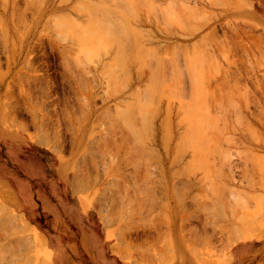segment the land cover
<instances>
[{"label":"rangeland","instance_id":"rangeland-1","mask_svg":"<svg viewBox=\"0 0 264 264\" xmlns=\"http://www.w3.org/2000/svg\"><path fill=\"white\" fill-rule=\"evenodd\" d=\"M0 264H264V0H0Z\"/></svg>","mask_w":264,"mask_h":264},{"label":"bare ground","instance_id":"bare-ground-1","mask_svg":"<svg viewBox=\"0 0 264 264\" xmlns=\"http://www.w3.org/2000/svg\"><path fill=\"white\" fill-rule=\"evenodd\" d=\"M97 7V6H96ZM132 7V6H131ZM98 8V7H97ZM130 8V7H129ZM78 9V8H77ZM95 9V8H94ZM96 10H98V9H96ZM133 11V10H132ZM135 11V10H134ZM112 13V12H111ZM114 14V13H113ZM101 15V14H100ZM106 16V15H105ZM99 18V17H98ZM101 18V17H100ZM114 19V18H113ZM117 19V18H116ZM106 21V20H105ZM113 21H115V20H113ZM97 22V21H96ZM103 22V21H102ZM68 25H70V24H68ZM62 26V25H61ZM118 26V25H117ZM101 27V26H100ZM99 27V28H100ZM125 28V27H124ZM79 29H81V28H79ZM116 29V28H115ZM118 29H120L121 30V27H118ZM117 29V30H118ZM115 31V30H114ZM5 32V31H4ZM93 32V31H92ZM82 33V32H81ZM95 33V32H94ZM113 33V32H112ZM115 33V32H114ZM77 34H78V32H77ZM111 34V33H110ZM138 34V33H137ZM101 35V34H100ZM113 35V34H112ZM116 35V34H115ZM93 36V35H92ZM107 36H108V34H107ZM111 37V36H110ZM138 37V36H137ZM109 38V37H108ZM124 42V41H123ZM121 43V42H120ZM90 44V43H89ZM122 44V43H121ZM122 48V47H121ZM134 48V47H133ZM177 48V47H176ZM136 49V48H135ZM123 50V49H122ZM174 51V50H173ZM128 52V51H127ZM126 52V53H127ZM135 53V52H134ZM127 56V55H126ZM151 56V55H150ZM88 57V56H87ZM130 57V56H129ZM153 57V56H152ZM124 59V58H123ZM126 60V59H125ZM132 61V60H131ZM152 61V60H151ZM154 61V60H153ZM156 61H158V60H156ZM155 61V62H156ZM129 62V61H128ZM159 65V64H158ZM118 66V65H117ZM181 70V69H180ZM127 72V71H126ZM169 74V73H168ZM182 74V73H181ZM212 74V73H211ZM188 75H189V73H188ZM196 76H198V75H196ZM207 76V75H206ZM173 77V76H172ZM157 78V77H156ZM181 78V77H180ZM178 79V78H177ZM176 80V79H175ZM174 81V80H173ZM176 82V81H175ZM190 82V81H189ZM195 83V82H194ZM191 84V83H190ZM228 84V83H227ZM220 87V86H219ZM218 88V87H217ZM221 90V89H220ZM190 107V106H189ZM190 109V108H189ZM131 111V110H130ZM191 111V110H190ZM31 112V111H30ZM128 112V111H127ZM132 112V111H131ZM126 113V112H125ZM134 113V112H133ZM235 114H237V113H235ZM128 115V114H127ZM135 115V114H134ZM200 116V115H199ZM16 117V116H15ZM198 117V116H197ZM196 117V118H197ZM132 118V117H131ZM194 120V119H193ZM242 120H244V119H242ZM127 122V121H126ZM129 123V122H128ZM127 123V124H128ZM130 124V123H129ZM236 124V123H235ZM115 125V124H114ZM115 126H118V125H115ZM135 126V125H134ZM217 126V125H216ZM210 127V126H209ZM122 128H123V126H122ZM253 129V128H252ZM251 129V130H252ZM42 131V130H41ZM126 131V130H125ZM142 131H143V129H142ZM172 131V130H171ZM181 131V130H180ZM212 131V130H211ZM217 131V130H216ZM137 132V131H136ZM208 132V131H207ZM120 133V132H119ZM190 133V132H189ZM196 133V132H195ZM139 134V133H138ZM142 135H143V133H141ZM197 134V133H196ZM47 135V134H46ZM132 135V134H131ZM130 135V136H131ZM190 135V134H189ZM200 135V134H199ZM119 137V136H118ZM194 137V136H193ZM204 137V136H203ZM129 138V137H128ZM135 138H136V135H135ZM190 139V138H189ZM134 140V139H133ZM137 141V140H136ZM139 141V140H138ZM208 141V140H207ZM133 142V141H132ZM108 143V142H107ZM134 143V142H133ZM137 143V142H136ZM187 143H188V141H187ZM190 143V142H189ZM119 144V143H118ZM139 144V143H138ZM205 145H206V141H205V143H204ZM107 145V144H106ZM140 145H141V143H140ZM189 145V144H188ZM117 146V145H116ZM119 146V145H118ZM120 147V146H119ZM135 147H137V146H135ZM59 148V147H58ZM124 148V147H123ZM137 149V148H136ZM136 149H133V151L134 150H136ZM137 150H139V149H137ZM130 151V150H129ZM140 151V150H139ZM138 151V152H139ZM167 151V150H166ZM202 151H204V150H202ZM206 151V150H205ZM127 152V151H126ZM135 152V151H134ZM133 152V153H134ZM137 152V151H136ZM137 152V153H138ZM208 152V151H207ZM129 153V152H128ZM136 153V154H137ZM143 153V152H142ZM139 154V153H138ZM144 154V153H143ZM200 154H202V153H200ZM223 154V153H222ZM125 155V154H124ZM127 155V154H126ZM142 155V154H141ZM146 155V154H145ZM92 156V155H91ZM94 156V155H93ZM100 156V155H99ZM133 156V155H132ZM135 156V155H134ZM145 158V157H144ZM147 158V157H146ZM201 158V157H200ZM102 159V158H101ZM142 159V158H141ZM140 159V160H141ZM104 160V159H103ZM133 163V162H132ZM143 164V163H142ZM135 165V164H134ZM114 167V166H113ZM122 167V166H121ZM139 166H137V168H138ZM141 167V166H140ZM148 167V166H147ZM161 168V167H160ZM136 169V168H135ZM142 169V168H141ZM139 170V169H138ZM137 170V171H138ZM156 171V170H155ZM145 172V171H144ZM141 173V172H140ZM135 174V173H134ZM138 174V173H137ZM221 174V173H220ZM144 176H145V174H144ZM154 176V175H153ZM218 176H220V175H218ZM148 177H150L149 175H148ZM146 178V177H145ZM149 180V179H148ZM142 181V180H141ZM147 181V180H146ZM148 182V181H147ZM219 183H221V182H219ZM148 184V183H147ZM137 185V184H136ZM142 185V184H141ZM162 185V184H161ZM214 187V186H213ZM176 189V188H175ZM146 191V190H145ZM148 191V190H147ZM153 191V190H152ZM115 193V192H114ZM138 193V192H137ZM153 193V192H152ZM221 193V192H220ZM117 194V193H116ZM140 194V193H139ZM221 195V194H220ZM137 196V195H136ZM136 199V198H135ZM220 202V201H219ZM217 205V204H216ZM159 206V205H158ZM218 206V205H217ZM112 207V206H111ZM206 207V206H205ZM209 207V206H208ZM146 213V212H145ZM115 216V215H114ZM149 216V215H148ZM5 226V225H4ZM238 229V228H237ZM236 232V231H235ZM11 233V232H10ZM5 235V234H4ZM8 236V235H7ZM4 237V236H3ZM9 237V236H8ZM22 238V237H21ZM2 239V238H1ZM16 239V238H15ZM192 239V238H191ZM13 241H15V240H13ZM34 241V240H33ZM17 242V241H16ZM188 242V241H187ZM2 245V244H1ZM13 245V244H12ZM15 245V244H14ZM27 245V244H26ZM10 246V245H9ZM11 247V246H10ZM13 248V247H12ZM2 251V250H1ZM2 253V252H1ZM7 254V253H6ZM142 254V253H141ZM144 254V253H143ZM18 258V257H17ZM16 258V259H17ZM147 258H149V257H147ZM151 261H152V259H151ZM150 262V261H149ZM152 263V262H151Z\"/></svg>","mask_w":264,"mask_h":264}]
</instances>
